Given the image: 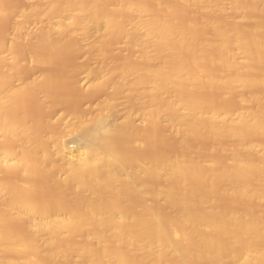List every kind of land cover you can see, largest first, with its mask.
Here are the masks:
<instances>
[{
  "label": "bare ground",
  "instance_id": "bare-ground-1",
  "mask_svg": "<svg viewBox=\"0 0 264 264\" xmlns=\"http://www.w3.org/2000/svg\"><path fill=\"white\" fill-rule=\"evenodd\" d=\"M7 1L0 264H264V0H231L238 17L228 0ZM91 25L90 56L130 50L102 83L65 57ZM25 58L61 68L22 80ZM68 83L108 96L74 108Z\"/></svg>",
  "mask_w": 264,
  "mask_h": 264
},
{
  "label": "rangeland",
  "instance_id": "rangeland-1",
  "mask_svg": "<svg viewBox=\"0 0 264 264\" xmlns=\"http://www.w3.org/2000/svg\"><path fill=\"white\" fill-rule=\"evenodd\" d=\"M10 1V0H9ZM16 1L17 0H11L10 2H12V3H10V2H8V4L10 3V6H11V4H12V6L11 7H13V3H14V5L16 4V6L15 7H18L19 8V6L21 7V8H23L24 6L27 8V7H29L30 5V3L32 4L33 3V1H31V2H29V3H27L28 1H26L25 0V2H24V0L22 1V0H19V1H17V3H16ZM24 2V3H23ZM227 2H229V3H227ZM19 4V6H17ZM226 4V5H225ZM23 6V7H22ZM232 6V7H231ZM24 7V8H25ZM227 7V8H226ZM234 7V5H233V2L230 0H228V1H226L225 3H224V8H225V11L227 12V14L229 15V16H233V17H238L240 14V12H238L239 10H237V9H235V7ZM234 10L236 11V12H234ZM232 11V12H231ZM233 14V15H232ZM235 14V15H234ZM10 16H8V14L7 15H3L6 19H4V17L2 18H0V32L2 33H4L5 31V33H7V34H5L4 36L5 37H3V35H1L0 36V38H2L1 40L3 41V40H5V38L8 40L10 37H12V33H13V31L12 30H10V28H8V26L9 27H12V26H10V25H12V23L14 22V19H12L13 17H14V15H12V17H11V14H9ZM238 15V16H237ZM8 17V18H7ZM9 17H10V19H9ZM11 20V21H10ZM8 22H10L9 24H8ZM12 22V23H11ZM43 21H41V20H39V19H33V21L31 20L30 22H27V28L25 29V31H27V32H36V31H38V29H40V27L42 26V25H44V23H42ZM31 25V26H30ZM40 27H39V26ZM92 26V27H91ZM90 26V32H92V33H90L89 31H88V34H86L85 35V33H81V31H77L76 32V36L77 37H79L80 38V40H81V42H82V44L85 46V51L83 52V54L81 53V54H73V53H71V52H66V55H65V57H66V59H68L69 57H71L70 59H69V62H71V61H73V57H76L77 59H74L75 60V62L77 63H79V64H82V65H85L86 67L88 66V67H90V68H93V69H100V68H102L103 69V74L101 75V77H99L98 79H97V83H102L103 81H106L109 77H113L114 75H115V73L117 72L115 69H114V65H115V63L116 62H120V61H124L126 58H127V56L129 55V47H128V42L125 40V39H120V40H118L116 43H114V45L113 46H111V47H109L108 49H107V58H106V61L105 60H103V59H101L100 57L97 59V56H90L89 55V51L88 50H90V46H91V44L94 42V39H96V37H98V36H104L105 34H103V33H105V31L103 30V29H101L100 27H98V29H97V26L94 28V26L95 25H91ZM39 27V28H38ZM7 28H8V32H7ZM29 28V29H28ZM36 28V29H35ZM94 28V29H93ZM5 29V30H4ZM3 30V31H2ZM29 30V31H28ZM33 30V31H32ZM103 31V32H102ZM12 32V33H11ZM102 32V33H101ZM0 33V34H1ZM2 33V34H3ZM8 33H11V34H8ZM90 33V34H89ZM95 33V34H94ZM98 33H100V34H98ZM93 34H94V36H93ZM98 36H97V35ZM102 34V35H101ZM7 36V37H6ZM84 36V37H83ZM96 36V37H95ZM85 37H87V38H85ZM93 37H95V38H93ZM85 38V39H84ZM11 39V38H10ZM9 39V40H10ZM87 39V40H86ZM0 40V41H1ZM8 40V41H9ZM92 40V41H91ZM8 41H5V42H8ZM87 43H86V42ZM89 41V42H88ZM123 41V42H122ZM4 42V41H3ZM90 42H92V43H90ZM119 42V43H118ZM90 44V45H89ZM89 45V46H88ZM87 49V50H86ZM128 51V52H127ZM7 54V53H6ZM69 54H72V55H74V56H69ZM8 55V54H7ZM8 56H10V54L8 55ZM78 56V57H77ZM110 56V57H109ZM27 57V56H26ZM88 57V58H87ZM91 57V58H90ZM96 57V58H95ZM86 58V59H85ZM95 58V59H94ZM90 59V60H89ZM93 59V60H92ZM100 59H101V61H100ZM115 59V60H114ZM71 60V61H70ZM84 60H86L85 62H84ZM92 60V61H91ZM97 60V61H96ZM25 64H27L28 63V65L30 66V68L28 67V66H25L24 65V63L22 64V66L24 65L25 66V68L23 69H21V71H20V75H21V79L22 80H31L32 78H34L35 76H39L40 74H41V72H49L50 70H53L54 69V66H56V65H54V64H56V63H51V66L52 65H54V66H52L53 68H51L49 65L48 66H45L44 67V69H43V66H41V67H37V66H34V65H32L31 63H29L28 61H27V58H25ZM27 62V63H26ZM74 62V61H73ZM84 62V63H83ZM101 62V63H100ZM59 63V62H58ZM111 63V64H110ZM58 65V64H57ZM111 65V66H110ZM59 66H60V64H59ZM59 66H56V69L57 70H59L57 67H59ZM95 66V67H94ZM99 67V68H98ZM104 67H105V69H104ZM59 68H61V67H59ZM50 69V70H49ZM55 69V70H56ZM107 71V72H106ZM51 72H53V71H51ZM58 72V71H57ZM60 72V71H59ZM109 72V73H108ZM86 73H84V74H82L81 76H82V83L83 82H86L88 79H87V77H85V76H87V75H85ZM111 75H113V76H111ZM33 76V77H32ZM106 78H105V77ZM108 77V78H107ZM104 78V79H103ZM86 80V81H85ZM100 81H102V82H100ZM17 82H19V81H17ZM16 82V83H17ZM75 87V88H74ZM77 87V88H76ZM68 88V89H67ZM71 90H73V91H71ZM77 90V91H76ZM64 92L65 93H67V94H69L71 97H72V95L73 94H75V95H73V101H72V103L74 102V100H75V96H76V101H78L77 102V107H79L80 106V104H79V106H78V103H81V101H82V105L80 106V108L81 109H83L84 107V109L86 110V109H88L89 108V106H91V105H93V106H96V104L98 105V104H100V103H103L104 101H105V99L107 98V96H108V93L106 92V91H94V92H91V94L92 95H90V93H86V92H84V90H83V88L80 86V85H73L72 83H68V84H66L65 86H64ZM71 92H72V94H71ZM96 92V93H95ZM78 94V95H77ZM79 94H81L82 95V98H81V96H79ZM90 95V97H89V95ZM94 94V95H93ZM86 95V96H85ZM79 96V97H78ZM125 96V95H124ZM123 95H121V96H119V97H117L116 99H115V103H116V106H117V109H118V107H119V110H118V114H120L119 116L121 117V116H123L125 113H126V111H127V105H125L126 103H127V100L126 101H124L125 99H127L126 98V96L124 97ZM84 97H86L85 99H87V100H85L84 99ZM106 97V98H105ZM168 97H172V99H174V100H177L178 98L176 97V96H168ZM174 97V98H173ZM78 98V99H77ZM122 98H123V100H122ZM176 98V99H175ZM231 98L233 99L234 98V102L236 101V99H235V97L232 95L230 98H229V100L231 101ZM83 99V100H82ZM89 99V100H88ZM92 99V100H91ZM214 99L216 100V101H220V100H222L223 99V96H221V94L220 93H215L214 94ZM81 100V101H80ZM85 100V101H84ZM119 100H120V102H119ZM99 101H101V102H99ZM122 101V102H121ZM232 101V103H234ZM85 102H86V104H85ZM97 102V103H96ZM119 102V103H118ZM125 102V103H124ZM72 103H70L69 104V106H70V109L72 108L71 106H73L74 105V108L76 107L75 106V103L76 102H74L73 103V105H71ZM88 103V104H87ZM92 103V104H91ZM95 104V105H94ZM121 104V105H120ZM38 105V104H37ZM118 105H120V106H118ZM36 106V105H35ZM68 106V105H67ZM66 105H64V106H62V107H60L61 108V110H60V108H58V110H57V114H58V118L59 117H61V116H65V114H67V112H68V109L67 108H69V106L67 107ZM84 106V107H83ZM125 106V107H124ZM37 108L39 107V106H36ZM76 107V108H77ZM83 107V108H82ZM80 108H78V109H80ZM121 108V109H120ZM126 108V109H125ZM66 110V111H64V110ZM73 109V108H72ZM38 110V109H37ZM40 110V109H39ZM38 110V111H39ZM60 110V111H59ZM76 110V109H75ZM62 111V112H61ZM65 112V114H64V112ZM39 112H41V111H39ZM59 112V113H58ZM64 114V115H63ZM166 115V116H165ZM165 115H163V121L165 122V124H168V121H166L168 118H169V116H168V118H167V114H165ZM233 117H235V114L233 115ZM68 119V118H67ZM169 120V119H168ZM167 122V123H166ZM244 206H246V204L245 205H241V207H243V208H245ZM247 207H248V205H247ZM246 207V208H247Z\"/></svg>",
  "mask_w": 264,
  "mask_h": 264
}]
</instances>
